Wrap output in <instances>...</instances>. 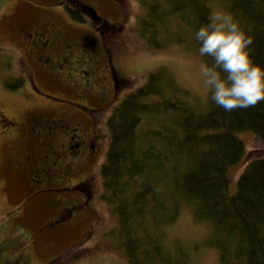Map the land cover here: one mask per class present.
Masks as SVG:
<instances>
[{"label": "trees", "instance_id": "16d2710c", "mask_svg": "<svg viewBox=\"0 0 264 264\" xmlns=\"http://www.w3.org/2000/svg\"><path fill=\"white\" fill-rule=\"evenodd\" d=\"M139 1L146 16L138 29L150 44L161 45L159 34L174 21L178 41L198 47L194 32L209 21L211 0ZM224 2L251 38L252 59L264 65V0ZM107 127L101 196L117 214L114 234L130 264L185 263L187 252L177 246L171 250L162 232L184 205L195 219L211 223L209 243L218 250L220 264H264V152L252 153L236 190H230V170L247 152L241 133L251 131L264 144V100L227 112L210 100L201 107L169 68L159 66L115 105ZM7 246L0 240V264H22L20 258L9 260Z\"/></svg>", "mask_w": 264, "mask_h": 264}, {"label": "flooded vegetation", "instance_id": "af4514ba", "mask_svg": "<svg viewBox=\"0 0 264 264\" xmlns=\"http://www.w3.org/2000/svg\"><path fill=\"white\" fill-rule=\"evenodd\" d=\"M113 1L124 5V0ZM95 3L56 0L53 4L65 9L57 7L54 14L11 13L20 35L13 43L22 72L16 79L26 83L32 107L0 106V152L8 156L2 167L10 192L20 191L19 203L5 215L30 233L52 227L43 234H56L52 239L80 216L95 215L109 146L107 118L124 91L120 58L125 44L118 38L124 25L103 17ZM70 10L84 22L92 19L101 51L90 37L67 29V16L77 21ZM51 91L68 96L70 106L51 101L60 100Z\"/></svg>", "mask_w": 264, "mask_h": 264}, {"label": "rangeland", "instance_id": "374dc122", "mask_svg": "<svg viewBox=\"0 0 264 264\" xmlns=\"http://www.w3.org/2000/svg\"><path fill=\"white\" fill-rule=\"evenodd\" d=\"M94 1L103 17L111 22L115 21L118 27L119 21L124 25L118 38L125 44L120 65L126 78L125 83L119 82L123 84L124 91L116 104L131 90L143 84L151 71L159 66H166L179 85L185 88L191 102L201 107L205 105L206 93L200 85L195 69V61L199 58L196 55L197 47L190 45L188 41H178L179 30L177 31L178 27L174 21L171 22L172 27L169 30L159 34L160 41L164 42L156 46L150 44L138 29L141 19L146 16V9L139 0H124V5L113 0ZM54 2L56 0H0V106H20L24 109L32 107V101L27 99L29 91L26 83L16 88L7 84L14 83L22 74L18 67L19 49L13 47L16 39L20 38L12 26L17 17L11 13L23 11L24 14H30L29 12L45 10L54 14L57 7L65 9V4L55 6ZM210 7L212 13L231 15L224 0H211ZM67 18L68 30L90 37L95 41L94 47L102 50L96 33H93L92 19L77 22L68 16ZM180 33L188 35L185 29H180ZM84 37L81 36L78 40L82 41ZM37 98L47 101L50 99L61 106H70L69 97L63 94H59L60 100L53 97L48 99L40 94ZM241 137L246 143L247 152L244 160L230 170L232 192L236 190L237 179L252 153L256 150L264 152V144L251 131L242 132ZM105 159L106 157L103 162ZM6 160L8 156L0 152V240L8 245L5 253L9 260L20 258L22 264H47L53 260V264H130L114 234L117 214L114 207L102 196L95 202V215L80 216L68 226L64 235L54 236L53 239L51 236L56 235L54 233L44 236L52 228L50 226H40L35 233H30L9 220L5 214L19 203L20 191L9 190L6 171L2 167V162ZM211 231V223L195 219L188 205L182 207L176 221L162 228L163 240L171 250L174 251L177 246L187 252L184 264H220L218 250L209 243ZM65 251L67 252L64 253Z\"/></svg>", "mask_w": 264, "mask_h": 264}, {"label": "clouds", "instance_id": "9594fccd", "mask_svg": "<svg viewBox=\"0 0 264 264\" xmlns=\"http://www.w3.org/2000/svg\"><path fill=\"white\" fill-rule=\"evenodd\" d=\"M194 38L199 57L195 69L205 99L226 112L264 100V65L254 62L251 38L230 14L212 13L196 28Z\"/></svg>", "mask_w": 264, "mask_h": 264}]
</instances>
